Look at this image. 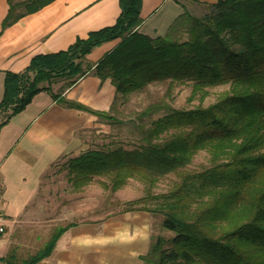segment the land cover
Instances as JSON below:
<instances>
[{"label":"trees","instance_id":"trees-1","mask_svg":"<svg viewBox=\"0 0 264 264\" xmlns=\"http://www.w3.org/2000/svg\"><path fill=\"white\" fill-rule=\"evenodd\" d=\"M53 1L8 0L0 35ZM142 1L120 0L114 25L78 37L66 50L34 56L23 72L7 71L0 127L37 93L51 91L53 83L75 81L91 71L93 65L84 66V58L117 38L120 43L95 64L94 73L111 79L118 93L170 79L190 82L192 94L203 99L210 87L229 84L207 107L172 109L153 121L146 143L135 149H93L73 158L70 180L79 188L96 175H107L117 189L129 177L153 184L178 171L182 183L154 209L163 210V226L175 233L154 244V264H264V0H218L202 17L184 12L169 28L186 25L189 37L184 41L172 40L169 31L155 38L140 32ZM68 105L87 109L76 102ZM203 149L213 166L184 175L180 170ZM74 225L56 227L43 247L25 259L12 250L0 261L38 264Z\"/></svg>","mask_w":264,"mask_h":264},{"label":"crops","instance_id":"crops-1","mask_svg":"<svg viewBox=\"0 0 264 264\" xmlns=\"http://www.w3.org/2000/svg\"><path fill=\"white\" fill-rule=\"evenodd\" d=\"M217 1L143 0L138 30L153 38L165 35L184 12L193 13ZM8 10V0H0V31ZM120 13V0H54L9 25L0 35V102L7 71L23 72L34 56L66 50L78 37L114 25ZM120 41L117 38L95 47L84 58V66L93 65L91 71L75 81L64 78L53 83L51 91L37 93L24 110L0 127V176L6 217L0 257L12 250L18 252L34 236L33 243L43 232L72 223L69 216L73 215V207L68 205V197L90 182L76 188L70 178H61L57 171L66 166L70 169L69 161L86 152L91 123L98 116L91 110L106 112L118 95L112 80H102L94 67ZM74 228L61 236L54 252ZM52 255L38 264L49 261Z\"/></svg>","mask_w":264,"mask_h":264},{"label":"rangeland","instance_id":"rangeland-1","mask_svg":"<svg viewBox=\"0 0 264 264\" xmlns=\"http://www.w3.org/2000/svg\"><path fill=\"white\" fill-rule=\"evenodd\" d=\"M210 11L211 6H204L192 14L202 17L208 16ZM168 36L172 40L184 41L189 34L186 25L178 24ZM192 89L190 82L171 83L167 79L128 94L118 93L110 107H106V113L111 117L97 116L92 121L91 138L85 151L135 149L146 143L144 138L153 121L172 109H191L198 105L207 107L217 102L220 94L228 91L230 85L210 87L203 99L200 94H192ZM169 135L165 134L166 137ZM212 166L210 153L203 149L195 153L180 171L184 175L195 174ZM57 172L65 180L74 175L68 166ZM182 181L181 174L173 171L161 175L153 184L136 176L129 177L125 184L114 189L109 176H94L86 186L74 190L72 198L68 197L67 203L73 207L69 220L75 228L53 251L51 259L42 264H154L158 257V253L153 251L154 244L159 238L169 240L175 235L163 226V210L154 209ZM52 231L53 228L50 232H43L38 242L33 243L35 236L26 242L16 252L18 258H27L38 251ZM65 251L67 258H64Z\"/></svg>","mask_w":264,"mask_h":264},{"label":"built area","instance_id":"built-area-1","mask_svg":"<svg viewBox=\"0 0 264 264\" xmlns=\"http://www.w3.org/2000/svg\"><path fill=\"white\" fill-rule=\"evenodd\" d=\"M5 188L2 177L0 176V236L6 232V217L4 213Z\"/></svg>","mask_w":264,"mask_h":264}]
</instances>
